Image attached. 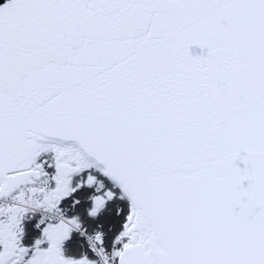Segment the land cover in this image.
Returning a JSON list of instances; mask_svg holds the SVG:
<instances>
[{
	"label": "snow or ice",
	"instance_id": "6c2138e0",
	"mask_svg": "<svg viewBox=\"0 0 264 264\" xmlns=\"http://www.w3.org/2000/svg\"><path fill=\"white\" fill-rule=\"evenodd\" d=\"M0 264H264V0H3Z\"/></svg>",
	"mask_w": 264,
	"mask_h": 264
},
{
	"label": "trees",
	"instance_id": "16d2710c",
	"mask_svg": "<svg viewBox=\"0 0 264 264\" xmlns=\"http://www.w3.org/2000/svg\"><path fill=\"white\" fill-rule=\"evenodd\" d=\"M117 192L120 191L119 188L116 189ZM117 208H119L120 214L117 215ZM129 209V201L127 197L117 198L110 202L104 212L100 215L98 219L88 218L86 215H83L84 227L88 232H93L97 230V226L99 225V230L105 233L106 241L108 244H111V241L114 239L115 235L119 233L122 229V224L124 219L126 218L127 212ZM83 214V208H81ZM71 214V212H69ZM36 218V222L38 221V215H34ZM82 241L88 246L85 238L82 236ZM89 247V246H88Z\"/></svg>",
	"mask_w": 264,
	"mask_h": 264
},
{
	"label": "flooded vegetation",
	"instance_id": "af4514ba",
	"mask_svg": "<svg viewBox=\"0 0 264 264\" xmlns=\"http://www.w3.org/2000/svg\"><path fill=\"white\" fill-rule=\"evenodd\" d=\"M35 218L36 217L33 215L31 219H26L24 221L25 232L23 239L25 243L30 244L39 236V229L35 227L37 223ZM63 250L66 257L79 258L82 252H87L90 258L96 259L95 254L92 253L90 248L82 241V236L79 232L74 231L71 234L70 239L65 241Z\"/></svg>",
	"mask_w": 264,
	"mask_h": 264
},
{
	"label": "water",
	"instance_id": "95a60500",
	"mask_svg": "<svg viewBox=\"0 0 264 264\" xmlns=\"http://www.w3.org/2000/svg\"><path fill=\"white\" fill-rule=\"evenodd\" d=\"M0 3H3V0H0ZM193 51H194V53L199 54V53H201L202 50L200 49L199 46H193ZM203 51L206 53V49ZM241 166H243V165H241Z\"/></svg>",
	"mask_w": 264,
	"mask_h": 264
},
{
	"label": "built area",
	"instance_id": "2783aa9c",
	"mask_svg": "<svg viewBox=\"0 0 264 264\" xmlns=\"http://www.w3.org/2000/svg\"><path fill=\"white\" fill-rule=\"evenodd\" d=\"M38 214V218H40V214L39 213H37ZM88 232V231H87ZM94 232V231H93ZM93 232H88V234H93ZM106 236V235H105ZM85 238V241L87 242V240H86V237H84ZM105 242H106V248L110 251L111 250V244H108L107 243V241H106V237H105ZM87 244H88V242H87ZM89 246V245H88ZM90 248V247H89Z\"/></svg>",
	"mask_w": 264,
	"mask_h": 264
}]
</instances>
